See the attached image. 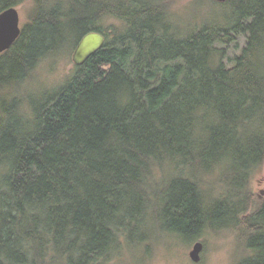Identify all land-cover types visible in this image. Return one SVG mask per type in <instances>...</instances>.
Masks as SVG:
<instances>
[{
	"label": "trees",
	"instance_id": "1",
	"mask_svg": "<svg viewBox=\"0 0 264 264\" xmlns=\"http://www.w3.org/2000/svg\"><path fill=\"white\" fill-rule=\"evenodd\" d=\"M29 1L0 54V264H121L158 239L217 234L216 216L245 237L237 264H264L250 190L264 166V0H194L191 21L178 0H0V13ZM91 32L98 53L36 85Z\"/></svg>",
	"mask_w": 264,
	"mask_h": 264
},
{
	"label": "rangeland",
	"instance_id": "2",
	"mask_svg": "<svg viewBox=\"0 0 264 264\" xmlns=\"http://www.w3.org/2000/svg\"><path fill=\"white\" fill-rule=\"evenodd\" d=\"M194 0H178V8L186 9L185 15L186 21H191L195 9L198 8L196 5H192ZM192 3V4H191ZM211 3V2H209ZM32 6V2L29 1L22 6H19L21 14V26L23 27L28 20V10ZM209 6V4H207ZM213 11L219 15L223 12V9L218 5H210ZM194 8V9H193ZM205 15H209L208 12H204ZM234 35V43L226 48L227 57L225 62L229 64V60L239 55L242 49L247 45L248 33L242 26ZM54 66L51 68L50 64H45L44 69L41 71L39 79H36V85L43 86L42 88H51L58 84H61L68 75H71L74 67L72 56L67 60L63 55L60 60L57 59V63H53ZM39 88L33 90L31 93L36 94ZM29 91V88H28ZM18 94V93H17ZM250 190L252 195L260 200L264 199V166L261 172L257 173L250 183ZM229 188L216 187L213 195L217 194H228ZM214 228L216 233L206 230L196 241L191 244L186 240H180L179 238H169L168 241L158 239L155 242V249L149 247L150 252L145 254L144 257L141 251L137 254L127 253L125 251V259L121 264H194L189 257L190 250L197 241H201L204 244V249L201 254L202 260L199 264H237L242 258L251 256L249 250H244L246 245L245 237L243 233L238 232L233 224L223 223L219 225L217 216L215 217ZM229 226V228H227ZM156 237V235H154ZM162 236V235H161Z\"/></svg>",
	"mask_w": 264,
	"mask_h": 264
},
{
	"label": "water",
	"instance_id": "3",
	"mask_svg": "<svg viewBox=\"0 0 264 264\" xmlns=\"http://www.w3.org/2000/svg\"><path fill=\"white\" fill-rule=\"evenodd\" d=\"M225 3L228 0H214ZM22 34L21 14L19 8L12 7L0 13V54L9 51ZM105 44L102 34L91 32L86 34L75 49L72 60L76 66L84 65L93 55L98 53ZM204 249L202 242H197L190 250L189 257L193 263H200Z\"/></svg>",
	"mask_w": 264,
	"mask_h": 264
},
{
	"label": "bare ground",
	"instance_id": "4",
	"mask_svg": "<svg viewBox=\"0 0 264 264\" xmlns=\"http://www.w3.org/2000/svg\"><path fill=\"white\" fill-rule=\"evenodd\" d=\"M198 242H200V241H198ZM197 243V242H196Z\"/></svg>",
	"mask_w": 264,
	"mask_h": 264
}]
</instances>
